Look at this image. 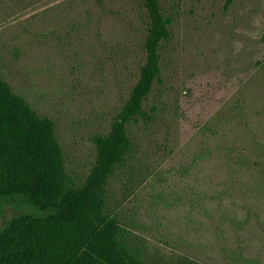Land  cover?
Here are the masks:
<instances>
[{
    "label": "rangeland",
    "instance_id": "obj_1",
    "mask_svg": "<svg viewBox=\"0 0 264 264\" xmlns=\"http://www.w3.org/2000/svg\"><path fill=\"white\" fill-rule=\"evenodd\" d=\"M170 22L151 123L109 203L147 264H264V0H160ZM142 0H0V70L56 122L83 183L146 61ZM26 211L0 202V230Z\"/></svg>",
    "mask_w": 264,
    "mask_h": 264
},
{
    "label": "trees",
    "instance_id": "obj_2",
    "mask_svg": "<svg viewBox=\"0 0 264 264\" xmlns=\"http://www.w3.org/2000/svg\"><path fill=\"white\" fill-rule=\"evenodd\" d=\"M142 2L148 19L146 61L110 130L95 137L96 163L83 183L68 173L56 122L40 115L0 70V202L26 206L0 230V264H147L133 231L112 211L108 192L131 156L130 126L155 119L148 100L170 36L160 0ZM176 264L199 263L182 257Z\"/></svg>",
    "mask_w": 264,
    "mask_h": 264
}]
</instances>
